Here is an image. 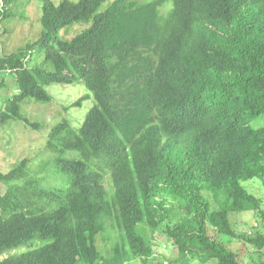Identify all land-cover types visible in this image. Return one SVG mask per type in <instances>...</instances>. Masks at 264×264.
<instances>
[{
	"label": "trees",
	"instance_id": "16d2710c",
	"mask_svg": "<svg viewBox=\"0 0 264 264\" xmlns=\"http://www.w3.org/2000/svg\"><path fill=\"white\" fill-rule=\"evenodd\" d=\"M167 1L41 0L39 37L0 57V87L13 73L17 90L0 126L38 128L21 102H49L51 83L93 99L78 127L62 118L47 134L62 184L26 157L0 172V264L154 263L157 231L178 252L159 264H242L235 238L264 249V208L242 184L264 186V0H169L163 13ZM77 23L90 24L58 37ZM36 48L51 69L26 65ZM247 211L260 227L237 234L230 214Z\"/></svg>",
	"mask_w": 264,
	"mask_h": 264
},
{
	"label": "rangeland",
	"instance_id": "374dc122",
	"mask_svg": "<svg viewBox=\"0 0 264 264\" xmlns=\"http://www.w3.org/2000/svg\"><path fill=\"white\" fill-rule=\"evenodd\" d=\"M54 4L60 0H52ZM73 2L77 0H71ZM143 1V0H138ZM106 3L102 7H105ZM171 7L169 0L161 7L165 13ZM41 0H0V57L8 56L18 51L26 43H33L39 37L41 30ZM90 24V23H89ZM85 23H77L64 27L58 31V37L62 40H69L75 36L81 29L89 26ZM28 67L42 66L51 69L49 62L44 60L42 51L36 48L30 53V59L26 62ZM3 79L5 85L0 87V107L2 101L8 96L17 92L14 86V74L4 73ZM45 90L52 96L49 102H37L26 97L21 102V112L32 122L38 124V128L25 126L21 121L8 120L0 126V172H6L16 161L26 157L29 159V172L42 178L41 183L48 186L62 184L61 178L55 175L53 170L47 168V164L53 158V153L45 148L47 134L51 127L62 118H67L74 127H78L83 120L84 114L92 106L93 99L91 93L85 87L84 83L57 84L51 83L44 86ZM85 95H90L81 101L80 106H71L77 99H82ZM264 120V116L258 118L255 123ZM64 157H77V153L66 152ZM44 167V169H42ZM50 170V171H48ZM106 176L105 186L109 188ZM248 192L254 194L261 200L264 208V186L258 178H253L242 183ZM230 220L234 231L237 234L252 235L260 227V222L253 211L231 213ZM154 263L159 264L172 262L178 258V252L175 245L165 237L161 232H155ZM108 240L105 241L108 247ZM41 243H39L40 245ZM98 244L103 246V241L99 238ZM228 245L234 250L242 249L243 256L239 258L242 264H264V249L257 250L254 246L245 241L232 239ZM25 248L15 249L14 253H19ZM12 252V251H11ZM1 258V257H0ZM127 264H144L140 260H135ZM178 264H214L212 261L201 263L196 258L183 260Z\"/></svg>",
	"mask_w": 264,
	"mask_h": 264
}]
</instances>
